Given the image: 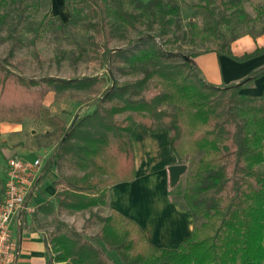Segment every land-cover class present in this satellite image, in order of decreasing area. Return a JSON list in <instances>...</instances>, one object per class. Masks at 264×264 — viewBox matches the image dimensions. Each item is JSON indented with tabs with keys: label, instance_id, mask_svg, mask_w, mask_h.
<instances>
[{
	"label": "trees",
	"instance_id": "16d2710c",
	"mask_svg": "<svg viewBox=\"0 0 264 264\" xmlns=\"http://www.w3.org/2000/svg\"><path fill=\"white\" fill-rule=\"evenodd\" d=\"M72 1L88 8L89 18L83 26L90 33L91 59L102 61L106 76L25 78L0 62V123L38 120L52 127L58 137L36 180L54 166L56 203L46 200L37 211L77 212L105 205L110 186L135 176L133 127L140 124L151 133L165 128L169 149L178 163L199 154L190 162V188L183 196L192 214L204 220L177 247L165 248L149 242L137 222L111 210L102 218L96 239L117 253L123 264H264V172L258 168L264 164V96L239 91L264 75V65L237 82L215 85L204 79L194 60L208 51L238 61L258 56L264 53V45L241 56L230 50V43L239 36L257 34L244 33L226 42L219 19L207 9L211 22L206 31L223 40L219 48L181 54L166 48L148 28L138 29L153 0ZM15 5L14 32L30 19L31 3L15 0ZM157 13L163 35L166 26L175 23L179 5H160ZM55 19H41L34 39ZM131 31L137 34L129 38ZM10 35L13 45L22 42ZM112 39L126 43L109 46ZM129 68L142 76L122 81L114 78L116 72ZM106 81L109 84L102 88ZM69 90L97 95V101L92 110L76 114L67 125L50 113L43 99L51 91L61 99ZM124 112L130 113L116 117ZM63 225L60 222L45 236V264H110L102 247L75 230H61Z\"/></svg>",
	"mask_w": 264,
	"mask_h": 264
},
{
	"label": "rangeland",
	"instance_id": "374dc122",
	"mask_svg": "<svg viewBox=\"0 0 264 264\" xmlns=\"http://www.w3.org/2000/svg\"><path fill=\"white\" fill-rule=\"evenodd\" d=\"M143 1L149 2L150 0ZM224 2L222 4L221 0H153L149 7L144 10V17L138 29L146 30L148 28L151 32L158 35L157 40L164 43L166 48H172V50L181 52V54L219 48L223 40L218 38L216 34L206 31V25L211 22L208 21L207 9L212 10L215 17L219 19L221 26L219 29L223 32L226 42L244 33L260 35L264 32V0H224ZM30 3V19L14 32L15 0H0V62L25 78L48 76L78 78L91 75H107L102 61L91 59V46L88 43V35L90 33L83 26V21L89 18L87 16L89 11L86 6L75 3L72 0H69V4L65 2L64 9L56 5L53 0H30ZM167 4L169 6L179 5V14L176 16L177 22L175 20V23L170 24L168 27L166 26V32L162 35L159 32L161 22L158 18L157 10L160 5L166 6ZM205 5L207 6L206 8L204 7ZM63 11L67 12V18H62L59 15V12ZM45 16L57 18L59 21L55 19L53 23L46 25L45 30L41 31L40 37L35 40V27ZM226 20L229 21L225 22ZM60 21L62 23L67 22L68 25L66 27L62 26ZM11 33L20 37L22 42L13 45V40L10 37ZM136 34V31H131L128 37H134ZM97 42L102 44V37H98ZM124 43H126L125 40L112 39L108 44L109 46H121ZM11 47L14 48L12 51ZM83 52L82 56L81 53ZM241 75L242 72L236 80L241 79L246 74ZM140 76H142V73L137 69L130 68L126 69L125 72L118 71L114 74V78L118 81L132 80ZM107 84H109V81H106L102 88ZM49 93L53 95L46 94L43 99V105L51 114L63 118L67 125L76 114L92 110L94 103L97 101V95L81 92L80 90H69L61 99H57L54 92L51 91ZM261 96H264V93L256 95V97L260 98ZM242 106L245 107L247 104ZM129 113L124 112L116 117L123 118ZM238 118L239 120L241 119V117ZM68 119L71 120L69 123L67 122ZM1 123L0 180L3 181L1 178H3V174L5 176V162L10 156H18L26 160L41 158L40 168H42L45 158L57 142L58 137L53 133L54 129L38 120L29 118L24 119L23 122L15 126H7L4 125V122ZM8 123L10 122H5V124ZM15 150L18 151V154L11 153ZM160 151L157 156L162 159L163 156ZM197 157H199V154L188 155L182 162V164L186 165V170L181 174L174 186H170L169 174L167 173L168 171L166 172L168 174L166 185L167 190H169V198L175 205L176 212L189 220L191 230L188 236L204 220L203 217H196L192 214L183 196V193L190 188V183L187 181L190 162ZM258 168L264 172V164L258 166ZM54 169L53 166L42 179L41 189L46 196H49L52 192ZM63 172L67 174L75 173V175L82 173L81 170H63ZM0 191L3 192L1 183ZM35 203V200L31 201V205ZM109 213L105 207L98 206L84 211H61L56 214L53 212V215L45 214L48 215L47 220L43 223L46 227H44L46 236L50 231L55 230L61 222L64 224L60 227L61 230L66 232L75 230L102 247L110 264H123L117 253L109 251L95 237L101 227L102 218Z\"/></svg>",
	"mask_w": 264,
	"mask_h": 264
},
{
	"label": "crops",
	"instance_id": "0c3cea01",
	"mask_svg": "<svg viewBox=\"0 0 264 264\" xmlns=\"http://www.w3.org/2000/svg\"><path fill=\"white\" fill-rule=\"evenodd\" d=\"M53 2L64 9V0H53ZM59 15L62 18H67V12H59ZM262 45H264V32L255 37L247 34L233 40L230 44V50L234 56H241L243 53L250 52ZM194 60L207 82L221 85L237 82L240 79L236 80V78H239L241 72L242 75H247L263 66L264 53L247 60L238 61L224 54L219 55L214 51H208L196 55ZM239 91L247 96L263 94L264 75L244 84ZM47 95L53 94L47 93ZM70 121L67 120L68 123ZM16 124L19 123L5 124L4 122V125L7 126H15ZM168 137L169 133L165 128H158L151 133L140 124L133 127L130 140L134 153L135 176L130 181L119 182L110 186L107 203L99 207H105L109 212L116 210L137 222L142 229H145L143 230L149 242L165 248H174L187 238L191 228L187 217L176 212L177 209L169 198V190H167L166 185L167 171L168 167L177 161L169 149ZM159 151L163 156L162 159L157 156ZM11 153L18 154V151L15 150ZM40 170L41 168L39 173ZM2 177L1 186L4 182V174ZM37 177L34 186H32V193L25 202L29 209H19L13 215L10 223L11 233L17 248L16 264H45L46 261V233L43 223L47 220L48 215H53V212L45 215L38 212L36 208L46 200L56 203V199L53 186L51 194L46 196L41 189L42 179L36 182ZM56 178L57 172L54 169L52 181ZM1 196L2 192L0 191ZM32 200L36 201L34 205H31ZM56 213L57 211H55Z\"/></svg>",
	"mask_w": 264,
	"mask_h": 264
},
{
	"label": "built area",
	"instance_id": "2783aa9c",
	"mask_svg": "<svg viewBox=\"0 0 264 264\" xmlns=\"http://www.w3.org/2000/svg\"><path fill=\"white\" fill-rule=\"evenodd\" d=\"M41 158L26 160L10 156L6 160L3 192L0 197V264H16L17 248L10 223L13 215L25 205L29 189L39 173Z\"/></svg>",
	"mask_w": 264,
	"mask_h": 264
},
{
	"label": "water",
	"instance_id": "95a60500",
	"mask_svg": "<svg viewBox=\"0 0 264 264\" xmlns=\"http://www.w3.org/2000/svg\"><path fill=\"white\" fill-rule=\"evenodd\" d=\"M185 170L186 165L182 163H174L168 167L170 186H174L178 182L181 174H183Z\"/></svg>",
	"mask_w": 264,
	"mask_h": 264
}]
</instances>
